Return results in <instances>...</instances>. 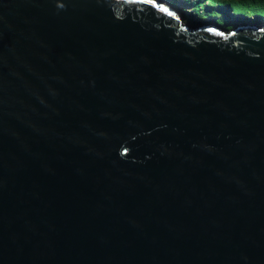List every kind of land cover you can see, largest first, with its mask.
Instances as JSON below:
<instances>
[{
    "label": "water",
    "instance_id": "95a60500",
    "mask_svg": "<svg viewBox=\"0 0 264 264\" xmlns=\"http://www.w3.org/2000/svg\"><path fill=\"white\" fill-rule=\"evenodd\" d=\"M0 264H264V24L0 0Z\"/></svg>",
    "mask_w": 264,
    "mask_h": 264
},
{
    "label": "trees",
    "instance_id": "16d2710c",
    "mask_svg": "<svg viewBox=\"0 0 264 264\" xmlns=\"http://www.w3.org/2000/svg\"><path fill=\"white\" fill-rule=\"evenodd\" d=\"M204 2H207L208 5L215 4L219 8L216 10V8L212 6L206 9L203 5ZM168 4L172 5V3L169 2ZM193 5L198 8L195 13L197 16H201L200 11H202L205 16L219 15L217 18L211 20V23L221 27L225 25L234 27L238 23V18H234L233 20L224 18L230 12L237 16H264V0H194ZM178 12L183 21L188 18L190 19V16L184 15L180 11Z\"/></svg>",
    "mask_w": 264,
    "mask_h": 264
},
{
    "label": "rangeland",
    "instance_id": "374dc122",
    "mask_svg": "<svg viewBox=\"0 0 264 264\" xmlns=\"http://www.w3.org/2000/svg\"><path fill=\"white\" fill-rule=\"evenodd\" d=\"M163 1H165L166 3H168V2L172 3L173 6L170 4L169 5L174 7L177 10V12L180 11L184 15L190 16V19L188 18L187 20H184V21L182 20V21L184 23L191 25V26H196V25L202 24V23L213 24V23H211V20H213L219 16V15L205 16L202 11H200L201 16H197V14H195V13H196V10L198 8H196L195 5H193L194 0H163ZM224 1H227V0H224ZM203 5L206 9H208L212 6L214 8H216V10H218L217 8H219L215 4L214 5H211V4L208 5L207 2H204ZM178 14H179V12H178ZM224 18L225 19L229 18L230 20H233L234 18H238V23L236 25H238L239 23H243V22H254L257 24H264V16H237V15L231 14V12H230ZM214 25H217V24H214ZM217 26L221 27L219 25H217ZM221 28H223L224 30H229L232 28V26L225 25V26H222Z\"/></svg>",
    "mask_w": 264,
    "mask_h": 264
}]
</instances>
